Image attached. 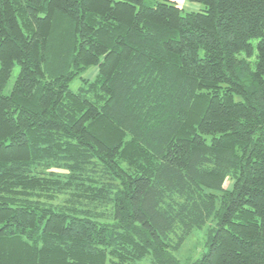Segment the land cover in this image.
Returning <instances> with one entry per match:
<instances>
[{
    "label": "trees",
    "instance_id": "16d2710c",
    "mask_svg": "<svg viewBox=\"0 0 264 264\" xmlns=\"http://www.w3.org/2000/svg\"><path fill=\"white\" fill-rule=\"evenodd\" d=\"M182 1L0 0V264H264V0Z\"/></svg>",
    "mask_w": 264,
    "mask_h": 264
},
{
    "label": "rangeland",
    "instance_id": "374dc122",
    "mask_svg": "<svg viewBox=\"0 0 264 264\" xmlns=\"http://www.w3.org/2000/svg\"><path fill=\"white\" fill-rule=\"evenodd\" d=\"M158 1L160 0H143V3L145 6L150 7ZM176 3L182 5L185 9H191L187 7L188 5H186V3H184L182 0H178V2ZM192 7L195 10H199L201 8V6L196 4L192 5ZM18 72V65H14L10 78L2 91L3 95H8L10 93L12 86L18 76ZM87 72L83 76H89L90 78H92L94 75L93 69H90ZM80 84V81L76 79L70 84V89L72 91H76L80 87ZM224 186L226 188H230V184L228 182H226ZM211 233L212 231L210 230V223H208L201 229H195L194 231H192L179 251L174 253V257L176 260L175 264H192L195 260L199 259L201 254L206 251L207 242Z\"/></svg>",
    "mask_w": 264,
    "mask_h": 264
}]
</instances>
